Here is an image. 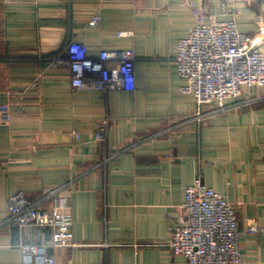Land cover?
I'll return each mask as SVG.
<instances>
[{"label":"crops","instance_id":"0c3cea01","mask_svg":"<svg viewBox=\"0 0 264 264\" xmlns=\"http://www.w3.org/2000/svg\"><path fill=\"white\" fill-rule=\"evenodd\" d=\"M193 1L264 51V0ZM195 21L186 0H0V264H21L24 243L46 244L54 264H186L167 243L198 176L235 207L239 264H264V232L248 231L264 229V87H242L221 109L181 92L172 58ZM73 38L91 56L134 49V89L74 88L48 61ZM16 192L68 214L76 245L8 221Z\"/></svg>","mask_w":264,"mask_h":264},{"label":"built area","instance_id":"2783aa9c","mask_svg":"<svg viewBox=\"0 0 264 264\" xmlns=\"http://www.w3.org/2000/svg\"><path fill=\"white\" fill-rule=\"evenodd\" d=\"M196 21L185 36L176 42L172 64L182 80L180 90L194 96L200 105L225 107L229 98L240 95L244 86L264 87V51L254 45L252 37L241 31L233 19L220 20L209 11V4L196 5L186 0ZM259 16L254 21L257 23ZM101 14L96 11L88 25L97 27ZM131 30H119L117 36H132ZM134 49H101L91 56L86 45L73 38L61 52L49 58V65L64 66L71 72V85L76 89L133 90L135 84ZM111 119L106 115L98 124L95 138L104 141ZM108 157L101 158L105 163ZM182 216L171 228L167 246L175 255L184 257L186 264H239L241 249L235 207L226 197L207 186L200 176L185 188L181 205ZM7 220L19 226H49L50 245H76L71 230V218L57 209L47 211L38 207V199L22 192L8 199ZM256 223L248 231L256 233ZM46 244L20 245L21 264H54Z\"/></svg>","mask_w":264,"mask_h":264}]
</instances>
